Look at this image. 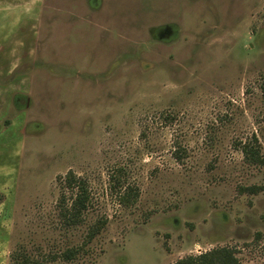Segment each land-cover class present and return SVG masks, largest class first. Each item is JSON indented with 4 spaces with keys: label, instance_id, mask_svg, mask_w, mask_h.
Here are the masks:
<instances>
[{
    "label": "rangeland",
    "instance_id": "374dc122",
    "mask_svg": "<svg viewBox=\"0 0 264 264\" xmlns=\"http://www.w3.org/2000/svg\"><path fill=\"white\" fill-rule=\"evenodd\" d=\"M245 145L264 158V0H0V264H264Z\"/></svg>",
    "mask_w": 264,
    "mask_h": 264
},
{
    "label": "trees",
    "instance_id": "16d2710c",
    "mask_svg": "<svg viewBox=\"0 0 264 264\" xmlns=\"http://www.w3.org/2000/svg\"><path fill=\"white\" fill-rule=\"evenodd\" d=\"M257 143V139H254ZM245 159L252 165H263L264 158L262 157L258 148L251 145H245L242 149ZM178 157V156H177ZM179 159V157L177 158ZM68 187L77 191L75 196L72 198V204H67L66 198H62L60 203L61 215L63 221L67 226L78 225L82 221L83 213L88 209L91 197L87 186V183L78 178L74 173H70L66 177ZM252 193L257 192L256 189L251 188ZM105 222L96 224L93 226L88 234V239L91 241L98 235ZM75 255V251H68L64 254V259L69 261ZM22 264H32L30 260L23 259ZM175 264H243L236 258L235 254L226 248L215 249L199 256H188L177 261Z\"/></svg>",
    "mask_w": 264,
    "mask_h": 264
}]
</instances>
